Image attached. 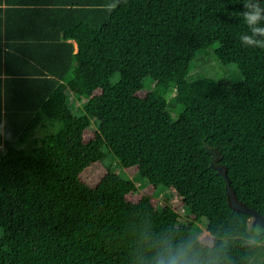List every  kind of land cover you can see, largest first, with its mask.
I'll return each mask as SVG.
<instances>
[{
	"label": "trees",
	"instance_id": "16d2710c",
	"mask_svg": "<svg viewBox=\"0 0 264 264\" xmlns=\"http://www.w3.org/2000/svg\"><path fill=\"white\" fill-rule=\"evenodd\" d=\"M242 10V0H0V264H153L165 241L190 240L221 264L264 261L254 260L264 49L241 44ZM215 43L241 82L186 79ZM107 154L116 162L95 185L80 178ZM119 166L175 189L188 220L139 196Z\"/></svg>",
	"mask_w": 264,
	"mask_h": 264
},
{
	"label": "rangeland",
	"instance_id": "374dc122",
	"mask_svg": "<svg viewBox=\"0 0 264 264\" xmlns=\"http://www.w3.org/2000/svg\"><path fill=\"white\" fill-rule=\"evenodd\" d=\"M216 43L208 46L207 48L200 49L197 52L196 58L194 59L192 68L188 73L186 79L188 81L195 80L199 77H212L214 79H225L234 83H239L243 80V74L235 62L224 63L220 61L215 53ZM114 81L117 80V76H114ZM101 89H96L94 94H100ZM71 96L72 93L70 94ZM74 97V96H73ZM81 100H76L72 102L74 107V112L78 115L82 114L84 111L83 106L80 107ZM98 129L96 118H92L91 125L84 132V140H89L93 137L95 131ZM116 161L113 160L111 154H107L102 161H97L86 167L80 174V178L89 183L90 185H95L99 178L107 171V168L112 167ZM117 173L123 177H131L137 180L138 189L140 195H150L153 200L159 204H166L178 211L181 214V219L187 221L186 208L181 202L177 192L173 188L166 187H151L146 180H138L139 175L136 174V168H126L124 166H119ZM147 184V185H146ZM137 195V193H136ZM155 202V203H156ZM157 204V203H156ZM202 230L200 232V237L208 242H213V238L210 236L209 231L206 229L205 221H201ZM250 231L253 237L259 231V228L253 225V220H250ZM2 234V227L0 226V237ZM261 251L257 253L254 260L257 262L263 261L264 256H262Z\"/></svg>",
	"mask_w": 264,
	"mask_h": 264
},
{
	"label": "clouds",
	"instance_id": "9594fccd",
	"mask_svg": "<svg viewBox=\"0 0 264 264\" xmlns=\"http://www.w3.org/2000/svg\"><path fill=\"white\" fill-rule=\"evenodd\" d=\"M242 4L239 15L248 31L239 40L247 48L264 49V4L261 0H242ZM114 7L113 4L109 10ZM153 264H221V261L210 252L205 253L203 247L197 248L195 240L178 244L165 241L155 253Z\"/></svg>",
	"mask_w": 264,
	"mask_h": 264
},
{
	"label": "water",
	"instance_id": "95a60500",
	"mask_svg": "<svg viewBox=\"0 0 264 264\" xmlns=\"http://www.w3.org/2000/svg\"><path fill=\"white\" fill-rule=\"evenodd\" d=\"M227 192H228L229 199H230L231 203H234V201L236 200V196H235L234 192L231 190L229 182L227 184ZM232 206H235V205H232ZM254 214L256 215L254 221H259L261 223V225L264 227V219L260 218L257 215V213H254ZM261 264H264V262H262Z\"/></svg>",
	"mask_w": 264,
	"mask_h": 264
}]
</instances>
